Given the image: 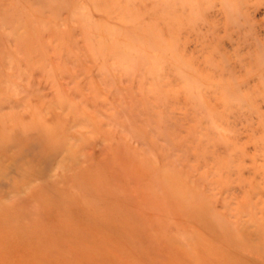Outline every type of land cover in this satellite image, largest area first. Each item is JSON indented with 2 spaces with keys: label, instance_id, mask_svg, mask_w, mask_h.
Returning <instances> with one entry per match:
<instances>
[{
  "label": "rangeland",
  "instance_id": "374dc122",
  "mask_svg": "<svg viewBox=\"0 0 264 264\" xmlns=\"http://www.w3.org/2000/svg\"><path fill=\"white\" fill-rule=\"evenodd\" d=\"M0 264H264V0H0Z\"/></svg>",
  "mask_w": 264,
  "mask_h": 264
}]
</instances>
